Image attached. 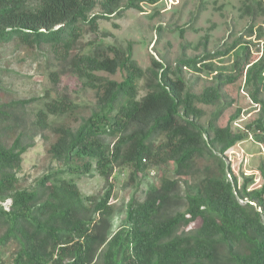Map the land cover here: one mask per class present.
Wrapping results in <instances>:
<instances>
[{
    "label": "trees",
    "instance_id": "1",
    "mask_svg": "<svg viewBox=\"0 0 264 264\" xmlns=\"http://www.w3.org/2000/svg\"><path fill=\"white\" fill-rule=\"evenodd\" d=\"M142 2L156 0H0V46L49 48L95 96L88 115L76 113L79 104L66 95L49 99L36 112L32 125L53 136L47 153L57 166L31 186L21 185L18 172L34 134L16 132L15 125L0 127V136L8 129L12 140L0 141V264H7L3 250L10 244L16 245L10 264H207L221 258L224 264H264V164L245 174L222 161L250 130L260 133L264 144V63L249 61L244 45L235 75L217 73L211 85L194 93L182 67L198 70L213 56L205 52L208 38L201 54L180 58L175 67L152 57L143 69L132 58L131 46L94 41L87 50L79 49L83 28L96 34L99 19L120 17L125 9H140ZM259 3L264 11V2ZM237 41L216 54L235 49ZM117 71L124 74L120 81L99 74ZM50 77L60 80L57 72ZM239 78L250 85L248 96L257 107L242 130L234 126L241 106L224 125L218 122L222 86ZM139 87L145 92L140 97ZM29 102L0 103V121L10 119L16 105L24 108ZM199 104L216 106L204 122ZM71 116L76 125L65 120ZM198 160L214 165L194 193L180 195V178L164 175L157 186L148 185L144 197L135 190L114 232L109 227L115 178L101 194L87 196L73 178L93 175L92 167L104 179L115 168H129V183L138 189L137 177L148 165L167 171L172 164L174 174L182 176L196 171ZM170 204L178 207L163 215ZM194 225L192 233L179 232Z\"/></svg>",
    "mask_w": 264,
    "mask_h": 264
},
{
    "label": "rangeland",
    "instance_id": "2",
    "mask_svg": "<svg viewBox=\"0 0 264 264\" xmlns=\"http://www.w3.org/2000/svg\"><path fill=\"white\" fill-rule=\"evenodd\" d=\"M35 2L36 0H31ZM101 0H97L99 2ZM124 3L126 0H123ZM264 2V0H262ZM260 0H156L155 3L142 2L140 9H125L120 17L101 18L98 20L96 34L83 28L79 49L87 50L91 42L113 43L121 49L131 46L132 58L140 67L146 69L151 64V58L169 63L175 67L177 60L184 57H193L201 54L202 43L206 38L205 52L213 55L208 60L197 65L198 70L183 66L184 77L190 90L200 93L215 81V75H235L236 61L242 62L244 45L249 47V61L264 63V11ZM250 6V7H248ZM95 11H100L97 7ZM161 26L160 30L157 27ZM183 35H180L181 29ZM251 28V30H250ZM238 40V41H237ZM236 42V48L226 54H216L224 51ZM232 48V47H231ZM230 48V49H231ZM242 57V58H241ZM246 67V66H245ZM52 72L60 75V80L54 82L50 77ZM110 79L122 80L123 72L115 74L99 72ZM264 75V72H263ZM140 85L143 81H140ZM244 78L222 86L223 98L220 102L224 106L222 116L218 119L219 125L226 123L234 108L241 106L242 115L234 123L235 128L242 130L245 122L253 119L257 111L256 105L250 100V90ZM49 95V98L46 96ZM145 94L139 87V97ZM68 96L71 101L79 104L76 113L88 115L90 107L95 102L94 91L84 87L82 81L69 69L68 62H59L52 57L49 48H26L21 45L0 46V103L12 100H30L21 108L16 105L12 109L10 119L0 121L3 124L15 125V131L23 130L25 134H34L28 141L33 145L23 154L18 177L21 185L31 186L38 176L48 171L50 167L57 166L51 162L47 148L53 141L49 132L38 133L34 130L32 121L36 112L44 108V102L52 98ZM47 98V99H46ZM234 100L232 106L227 102ZM206 113L202 121L208 120L216 106L199 104ZM15 107V106H14ZM65 120L76 125L77 119L66 117ZM5 134L0 136V141L10 143L8 129H3ZM248 135L232 149V168L243 170L244 173H253L261 163L264 164V144L260 133L249 131ZM9 135V136H8ZM27 139V138H24ZM109 140V139H108ZM226 164V160H223ZM213 162L211 160H198L196 171L188 175L176 176L174 165L170 164L167 171L158 166L148 165L137 177L139 187L129 183L130 169L115 168L112 175L105 179L92 167L93 175L81 177L73 176L83 195H96L104 192L107 184L115 178L113 193L110 199L113 214L110 218L109 231L117 230L125 218L126 202L135 192L140 198L145 196L149 184L158 185L165 175L168 178H180L177 193L184 195L186 192L194 193L198 184L205 180V176L212 174ZM208 167L206 169L205 167ZM152 172V174H151ZM239 172V171H238ZM71 177V175H67ZM176 205H168L163 215L170 214ZM182 209L181 205L179 206ZM197 225L182 227L179 232L192 233ZM16 245L10 244L3 250L4 260L10 264ZM244 251V247L239 248ZM221 253H224L221 251ZM221 258L215 262L205 261L207 264H224Z\"/></svg>",
    "mask_w": 264,
    "mask_h": 264
},
{
    "label": "built area",
    "instance_id": "3",
    "mask_svg": "<svg viewBox=\"0 0 264 264\" xmlns=\"http://www.w3.org/2000/svg\"><path fill=\"white\" fill-rule=\"evenodd\" d=\"M232 152H233V149L231 148V149L228 150V152H227V156H223V160H226V164H230V163L227 162V160L229 161V159L232 158V157H231V154H230V153H232ZM143 161L145 162L146 159L144 158ZM151 174H152V172H151ZM227 174H228L229 178L231 179L228 170H227ZM245 174H246V173H245ZM239 201H240V202H245V201H248V199H246V198H245V199H239ZM250 203H252V204H254V205L256 206L255 202L250 201ZM257 210L260 211V212L263 211L261 207H257ZM262 218H263V220H264V215H262Z\"/></svg>",
    "mask_w": 264,
    "mask_h": 264
},
{
    "label": "clouds",
    "instance_id": "4",
    "mask_svg": "<svg viewBox=\"0 0 264 264\" xmlns=\"http://www.w3.org/2000/svg\"><path fill=\"white\" fill-rule=\"evenodd\" d=\"M238 143H239V142H238ZM238 143H237V144H238ZM232 148H233V147H232ZM143 162H144V161H143Z\"/></svg>",
    "mask_w": 264,
    "mask_h": 264
}]
</instances>
